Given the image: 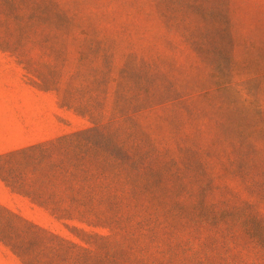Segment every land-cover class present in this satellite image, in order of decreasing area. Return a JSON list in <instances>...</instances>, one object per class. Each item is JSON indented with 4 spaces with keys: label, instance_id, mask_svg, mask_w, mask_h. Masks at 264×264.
<instances>
[{
    "label": "rangeland",
    "instance_id": "374dc122",
    "mask_svg": "<svg viewBox=\"0 0 264 264\" xmlns=\"http://www.w3.org/2000/svg\"><path fill=\"white\" fill-rule=\"evenodd\" d=\"M58 139L121 204L60 220L1 174L0 204L91 264H264V0H0V156Z\"/></svg>",
    "mask_w": 264,
    "mask_h": 264
},
{
    "label": "trees",
    "instance_id": "16d2710c",
    "mask_svg": "<svg viewBox=\"0 0 264 264\" xmlns=\"http://www.w3.org/2000/svg\"><path fill=\"white\" fill-rule=\"evenodd\" d=\"M67 140L58 139L50 145L41 143L1 155L0 162L4 165H10L13 161L18 164L9 168L0 166L1 176L14 192L39 203L60 220L98 217L108 213L111 208H117L121 204L120 197L128 189L112 183L95 182V178L107 177V170L94 171L90 167H81L80 161L84 157L76 155L78 151L73 154L66 151V155L55 157L53 147ZM75 146L79 149V146ZM114 152L105 150L101 158L124 166L125 159L130 157L125 158L120 152ZM0 241L10 246L27 264H91L88 255L78 250L82 248L81 245L1 204ZM49 256L51 259H48ZM108 257L115 264H129L131 259V256L124 254L110 253ZM56 258L61 263H56Z\"/></svg>",
    "mask_w": 264,
    "mask_h": 264
}]
</instances>
